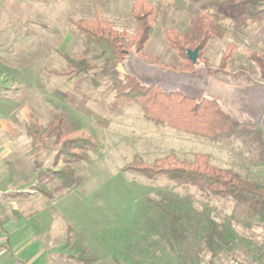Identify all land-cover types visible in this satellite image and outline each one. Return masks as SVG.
<instances>
[{
  "label": "rangeland",
  "instance_id": "obj_1",
  "mask_svg": "<svg viewBox=\"0 0 264 264\" xmlns=\"http://www.w3.org/2000/svg\"><path fill=\"white\" fill-rule=\"evenodd\" d=\"M134 1L0 0V54L17 64L30 57L33 87L39 84L48 91L47 105L38 116L46 122L65 102L79 117L81 128L99 144L87 152V160L73 165L83 179L78 187L66 191L55 182L50 184L56 199L59 198L51 208L57 222L61 223L63 217H69L74 224L80 220L76 235L95 233L96 241L91 251L79 241H70L59 264H87L77 258L82 250L98 258L92 264H181L180 255L192 258L195 262L191 264H264V225L256 224L257 218L249 215L244 206L231 199L208 197L193 186L186 190L176 187L164 176L153 180L125 169L138 154L153 161L175 152L180 158L191 160L197 152H205L210 154L213 165L232 168L243 177L264 184V81L258 66L249 58L251 51L264 48V31L255 24L238 32L233 21L226 18L225 36L211 40L205 52L207 66L198 60L195 74L163 70L143 62L133 50L120 61L121 73L135 75L146 85L159 84L165 90L182 91L181 86L190 84L197 91L193 92L195 97L216 99L231 117L236 133L212 141L166 125H155L144 117L137 104H120L106 76H95V84L91 74H81L71 82L68 76L58 74L68 67L66 58L58 52L61 34L67 31H72L74 38L63 48V53L85 57L98 67L113 64L107 44L87 42L71 21L94 19L98 15L114 21L119 30L132 35L136 30V20L131 16ZM205 1L208 0H182L181 7L169 9L167 16L166 11L163 14L160 10L164 6H155L160 15L145 51L164 64L178 67L180 58L168 45L162 30L177 27L179 22L186 24L188 19L179 18L181 14L187 16ZM229 43L236 44L235 55L228 69L218 72ZM188 76L194 80L196 77L198 82H188ZM199 80L206 85L204 91L200 90ZM31 151L32 161L37 159L49 166L56 148L49 138ZM31 168L35 172L34 161ZM166 191L195 195L191 218L181 223L182 231L188 233L181 243L173 240L167 217L154 205V201L163 199ZM226 215L233 217L240 238L231 250L220 249L214 256L205 241L195 236L193 222L221 223ZM62 225L64 229L59 225L57 233H66V219Z\"/></svg>",
  "mask_w": 264,
  "mask_h": 264
},
{
  "label": "trees",
  "instance_id": "obj_2",
  "mask_svg": "<svg viewBox=\"0 0 264 264\" xmlns=\"http://www.w3.org/2000/svg\"><path fill=\"white\" fill-rule=\"evenodd\" d=\"M159 15L150 0H135L131 16L136 20V30L132 35L126 30H119L114 21L105 20L98 15L94 19L72 20L73 28L83 34L87 42L107 44L112 51L114 63L98 67L85 57L62 53L68 67L58 74L68 76L71 80L84 73L91 74L95 84V76H106L114 88L116 100L120 104H137L141 107L144 117L155 125H166L212 141L233 136L236 129L231 117L213 97L204 96L199 99L180 90L166 91L159 84L146 85L135 75L121 73L118 64L133 50L143 62L163 70L195 74L197 66L188 58L187 51L197 48L198 60L207 66L206 49L211 40L225 36L223 22L226 18L233 21V26L238 32L255 24L261 25V30L264 31V0H208L202 4L201 12L192 16L189 30L165 27L162 30L163 35L170 48L180 58L178 67L164 64L145 51L156 30ZM236 48L234 43L227 45L218 72L228 69ZM249 58L258 66L260 77L264 81V48L261 51H251ZM27 133L32 137L34 146L44 145L47 139L52 138L56 148L51 165L45 166L42 162L35 161L36 181L32 186L34 190L54 199L56 196L50 187L52 182L66 191L78 187L83 182L73 165L87 160V152L97 148L99 144L93 135L81 128L79 117L70 107L63 106L46 124L35 118L28 125ZM125 169L136 171L153 180L164 176L176 187L186 190L193 186L208 197L231 199L244 206L245 211L253 218H257L256 224L264 225V184L249 180L232 168L213 165L208 153L197 152L193 159L188 160L170 152L153 161H147L144 156L138 154ZM154 205L167 217L173 240L177 243L184 242L188 233L182 231L181 223L183 219L191 218L195 209V195L190 192L166 191L163 199L154 201ZM193 223L197 230L195 236L205 241L214 256L220 249L231 250L237 242L236 239L240 238L233 217L229 215H226L221 223ZM71 239L69 235L68 243ZM85 253V250H82L77 258L87 264L98 260L97 257ZM180 258L181 264L195 262L190 257L180 255Z\"/></svg>",
  "mask_w": 264,
  "mask_h": 264
},
{
  "label": "crops",
  "instance_id": "obj_3",
  "mask_svg": "<svg viewBox=\"0 0 264 264\" xmlns=\"http://www.w3.org/2000/svg\"><path fill=\"white\" fill-rule=\"evenodd\" d=\"M154 1L156 7L164 6L160 10H163V14L166 11L167 14L164 15L167 16L170 15L169 9L181 7L182 0ZM205 2H200L198 9L188 12L187 16L181 12L182 17L179 18H187L186 24L179 22V26L170 27L189 30L192 16L201 12ZM61 36L59 54H62L63 48L73 40L74 33L67 31ZM31 61L29 57L17 64L15 60L10 62L0 54V248L4 250L0 264H59L62 262V255L67 251L65 246L69 235L71 242L79 241L82 247L90 249L96 244L95 233H82L79 237L76 235L80 220L74 224L69 217H63V220H67V229L64 230L66 233H57L59 225L64 229L63 220L61 223L57 222L51 208L59 198L49 200L32 187L36 181V168L34 172L31 164L33 161L35 164L37 159L32 161L31 150L34 145L32 137L27 133V127L35 118L43 124L50 118L43 122L38 116L42 107L47 105L48 91L39 84L34 83L36 87H33ZM188 78L190 83L196 80V77L195 80L189 76ZM199 83L200 90L204 91L206 85L200 80ZM181 87L182 91L190 95L195 96L193 92H197L190 84ZM167 90L170 91L169 88H166ZM63 106L70 107L64 102L59 110Z\"/></svg>",
  "mask_w": 264,
  "mask_h": 264
},
{
  "label": "water",
  "instance_id": "obj_4",
  "mask_svg": "<svg viewBox=\"0 0 264 264\" xmlns=\"http://www.w3.org/2000/svg\"><path fill=\"white\" fill-rule=\"evenodd\" d=\"M187 55H188V58L194 63L196 64V62L198 61L199 59V53H198V49H193V50H188L187 51ZM118 70L123 72L122 68H121V64L119 63L118 64Z\"/></svg>",
  "mask_w": 264,
  "mask_h": 264
},
{
  "label": "built area",
  "instance_id": "obj_5",
  "mask_svg": "<svg viewBox=\"0 0 264 264\" xmlns=\"http://www.w3.org/2000/svg\"><path fill=\"white\" fill-rule=\"evenodd\" d=\"M3 254H4L3 248H0V258L3 256Z\"/></svg>",
  "mask_w": 264,
  "mask_h": 264
}]
</instances>
